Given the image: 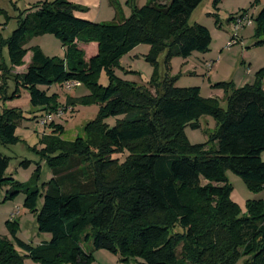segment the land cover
Returning <instances> with one entry per match:
<instances>
[{
  "label": "trees",
  "instance_id": "1",
  "mask_svg": "<svg viewBox=\"0 0 264 264\" xmlns=\"http://www.w3.org/2000/svg\"><path fill=\"white\" fill-rule=\"evenodd\" d=\"M203 1L147 0L138 7L128 0L130 18L110 24L78 18L75 13L87 9L68 0L45 1L21 12L11 36L0 39L4 73L23 65L30 37L49 34L67 48L66 64L38 47L31 49L30 65L15 83L18 93L21 87L29 90L34 109L46 115L60 111L40 90L54 83L85 84L91 95L76 102L101 104L97 118L84 128L85 137L73 142L61 140L63 127L51 122L58 133L44 136L40 156L53 178L43 185L44 202L36 216L38 231L51 239L33 247L21 241L15 224L8 222L14 243L0 239V264H25V257L40 264H91L92 254L83 250L88 242L96 251L120 255L125 263L264 264L263 204L248 202L242 214L230 200L232 187L226 178L230 171L252 192L264 187V68L251 85H213L224 93L225 108L218 99L201 97L198 87H176V78L170 76L174 58L210 50V31L189 25ZM212 1L218 11L223 0ZM113 6L119 13L118 3ZM251 16L255 44L262 46L264 6ZM92 43L97 50L89 54L85 47ZM140 44L150 47L145 60L153 67L154 94L119 80L112 71ZM2 48L7 49L8 63ZM103 70L110 80L106 87L97 83ZM5 101L0 87V102ZM118 116L123 119L109 128L106 119ZM202 116L214 118L217 129L208 143L192 145L185 129H198ZM22 118V112L3 111L1 145L18 142L15 131ZM125 152L124 162L113 158ZM8 165L0 153V185H11L12 196L24 193V207L36 211L41 196L31 187L36 175L27 184L14 183L5 178Z\"/></svg>",
  "mask_w": 264,
  "mask_h": 264
},
{
  "label": "rangeland",
  "instance_id": "2",
  "mask_svg": "<svg viewBox=\"0 0 264 264\" xmlns=\"http://www.w3.org/2000/svg\"><path fill=\"white\" fill-rule=\"evenodd\" d=\"M45 1L54 0H0V39L5 41L11 36L17 28V19L21 12L24 13L26 10L33 9L35 5ZM99 1L100 3H98ZM256 1L223 0L218 6L219 10L216 11L213 8L212 0H204L196 8L190 16L189 25L199 24L207 28L212 36V44L208 53H194L188 60L174 58L171 61L170 76L176 78V87H198L201 97L209 98L207 96H209L214 84L232 82L233 73L239 68L246 67L242 61L244 53L247 52L250 55V58L246 59L249 62L258 63L261 61L264 57V45L255 44V27L242 30L238 34V41L227 47L233 36L232 24L228 22L230 17L240 16L243 11H248L255 16L256 8L264 6V0H259L258 4ZM113 2L118 3L119 13L114 8ZM134 2L136 6L141 7L146 5L147 0H134ZM97 4V8L93 7L90 10L93 14L90 18L98 20L96 23L99 21L104 24L122 22L130 18L132 14L128 0H98ZM24 47L27 52L23 59V65L11 68L9 72H0V87H2L3 96L6 97L5 102H0V115L5 110L23 113V118L17 123L15 131L18 142L13 145L0 144V153L9 159L5 178L12 179L17 184H27L36 175L31 187L36 188L41 196L38 198L36 211H29L24 207L26 198L24 193L21 192L12 196L10 194L13 191L11 185H0V239L14 243V239L7 228V223L10 222L15 224L17 237L21 241L36 247L43 242H49L51 239L50 235L38 231L36 223V216L44 202L43 185L53 178L51 170L40 156L45 149L44 136L54 135L53 132L55 131L51 127V122H53L55 125L63 127V133L59 134V138L63 141L73 142L77 138L85 137L84 128L97 118L101 104L83 105L76 102V100L91 95L87 85L82 83H77L76 86L73 85L74 83H54L50 87H40V90L52 99L51 105L58 106L60 110L48 121L46 119L48 115L37 108L34 109L31 105L28 89L21 87L18 93L15 83L16 77L24 74L30 65L33 47H38L45 56L64 61L65 64L67 48L63 46L60 40L49 34L28 38ZM149 52L150 47L148 45H138L134 50L122 56L112 71L119 80L138 87H145L154 94L155 91L150 88L153 67L145 60ZM1 54L4 62L8 63L7 49L2 48ZM163 59L164 55H161L159 58L161 66ZM212 61L219 64L207 72L204 68V62H209L208 64L211 65ZM97 83L103 87L109 85L110 80L104 70L98 75ZM15 94H18V97L8 100L10 96ZM219 101L220 107L225 108L226 103ZM121 119H123L122 116L109 117L105 123L109 128H113ZM197 123L198 129L193 130L189 127L185 129L189 143L192 145L208 143L210 134L217 129L216 120L211 116H202ZM127 156L128 153L125 152L115 154L113 158L124 162ZM262 157L264 158V153L263 156L261 155V159ZM226 178L232 187L230 200L236 204L242 214L247 212L248 202H262L264 207V187L258 192H252L237 175L230 171L226 172ZM83 250L92 254L93 262L91 264H142L138 259L129 260L125 263L121 261L122 258L118 254L114 255L103 250L96 251L91 242L84 243ZM24 262L25 264H40L29 257H25Z\"/></svg>",
  "mask_w": 264,
  "mask_h": 264
},
{
  "label": "crops",
  "instance_id": "3",
  "mask_svg": "<svg viewBox=\"0 0 264 264\" xmlns=\"http://www.w3.org/2000/svg\"><path fill=\"white\" fill-rule=\"evenodd\" d=\"M68 1L70 3H72V4H74V5H78V6H81V7H84V8H89L85 12H76L75 15L78 18H81V19H84V20H90L91 22H98V20H95V19L90 18V17L93 16V14L91 13L92 11H90V10L93 7L94 8H97V6H98L97 1L98 0H68ZM98 3H100V1ZM257 9H258V7L256 8V12H257ZM250 15H253V14H250ZM99 23H101V22L99 21ZM251 28H253V26ZM85 50L89 54H94L96 52V50H97V45L95 43H92V44L86 46L85 47ZM249 58H250V55L247 54V52L244 53L243 56H242V61H243L244 64H246V67L245 68L243 67V68L237 69L233 73V75L231 76L232 82L238 88L244 87L246 85L253 84L254 81H255V74L260 69H263L264 68V57L258 63H253V62H249V60H246V59H249ZM208 63L204 62V68L207 70V72H210L211 69L215 65H218L219 64V63L218 64H215L213 62V63H211V65H209ZM262 84H263V88H264V79H263ZM211 89L212 90L209 92V96H207V97L214 98V99H218V100H221L222 101V99L224 97V93L222 92V90L214 89L213 87ZM262 156H263V154H262ZM262 159L264 160L263 157H262Z\"/></svg>",
  "mask_w": 264,
  "mask_h": 264
},
{
  "label": "built area",
  "instance_id": "4",
  "mask_svg": "<svg viewBox=\"0 0 264 264\" xmlns=\"http://www.w3.org/2000/svg\"><path fill=\"white\" fill-rule=\"evenodd\" d=\"M254 25L253 22V18L250 14H246V15H240L234 18V21L232 22V31H233V36L232 39L230 40L229 44L227 45V47L232 46L235 42L238 41L239 39V33L246 29V28H250ZM77 83H74L73 85L76 86ZM59 113V112H58ZM55 115V114H54ZM53 115H48V117L46 118L48 121H50L52 119ZM46 123V121H45Z\"/></svg>",
  "mask_w": 264,
  "mask_h": 264
}]
</instances>
